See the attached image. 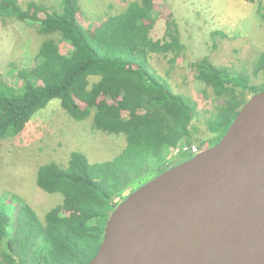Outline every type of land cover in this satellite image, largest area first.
<instances>
[{"label": "trees", "instance_id": "obj_1", "mask_svg": "<svg viewBox=\"0 0 264 264\" xmlns=\"http://www.w3.org/2000/svg\"><path fill=\"white\" fill-rule=\"evenodd\" d=\"M79 1L62 0L57 9L58 2L48 6L50 2L29 0L22 8L18 0H0V29L11 22H32L44 39L34 67L17 72L20 87L7 82L13 64L8 71L1 65L0 143L21 135L37 112L58 99L74 120L92 116L93 130L122 136L126 146L107 162L92 164L84 154L73 152L67 165H40L37 187L61 196L42 218L26 197L0 196V264H89L109 216L130 188L129 193L148 180L149 160H161L169 150L194 143L196 103L170 88L174 65L186 59L188 50L172 14L161 38L155 32L154 0L129 2L107 17L112 13L108 4L106 17L87 29L77 20L84 13ZM257 14L264 26V0H259ZM62 43L71 46L68 55L61 52ZM212 46L218 49L217 42ZM153 56L168 58L167 81L151 67ZM212 63L206 55L189 67L203 84L204 96L217 103L216 114L208 121L209 131L217 135L213 146L250 98L264 91V52L241 71ZM91 78L96 81L91 83ZM253 78H262V83L253 84Z\"/></svg>", "mask_w": 264, "mask_h": 264}, {"label": "rangeland", "instance_id": "obj_2", "mask_svg": "<svg viewBox=\"0 0 264 264\" xmlns=\"http://www.w3.org/2000/svg\"><path fill=\"white\" fill-rule=\"evenodd\" d=\"M27 1L29 0H19L23 8ZM34 1L50 2L47 5L53 6L60 0ZM130 1L132 0H81L79 6L85 14H78L77 20L88 29L94 28L106 17L104 14L108 4H111L112 13L107 17L118 14L116 11L124 9ZM154 1L157 7L156 34L160 38L163 36L166 21L172 14L179 27L181 42L188 48L186 59H178L174 65L176 69L172 71L174 77L170 79V88L174 93L192 97L196 103L197 114L192 123L195 129L192 135L193 145L199 150L208 149L214 141L216 143L217 135L209 131L208 121L216 114L217 103L204 96V86L193 78L194 73L189 64L198 57L207 55L215 66L236 68L239 71L244 66L250 67L251 61L264 52V26L257 14L259 0ZM61 2L62 0L56 6L57 9ZM159 13L162 17L158 16ZM37 30L38 24L32 22H11L0 29V71L2 64L7 71L10 63L13 64L11 75L6 77L7 82L16 88L21 86V78H17V72L34 67L36 54L44 40ZM214 42L218 43V49L213 48ZM70 47L62 43L60 50L68 55ZM214 56L217 57L215 60ZM150 63L166 80L165 73L170 71L168 58L153 56ZM90 81L92 83L96 79L91 78ZM261 81L262 78L252 79L255 85H260ZM123 116L126 117L127 114L123 113ZM91 123L92 116L83 121L74 120L62 109L58 99L37 112L21 135L0 143V196L16 194L26 197L39 218H42L46 211L58 205L61 196L45 194L37 187L35 176L40 165L49 162L67 165L73 152L84 154L89 163H102L113 160L125 148L126 141L122 136L95 131ZM200 143H203L202 147H199ZM169 152L161 160H149L152 170L148 174V180H144L140 187L154 179L153 176L163 171L165 166L170 167L171 163L174 165L180 162L175 151ZM131 190L130 188L126 194L129 195Z\"/></svg>", "mask_w": 264, "mask_h": 264}, {"label": "water", "instance_id": "obj_3", "mask_svg": "<svg viewBox=\"0 0 264 264\" xmlns=\"http://www.w3.org/2000/svg\"><path fill=\"white\" fill-rule=\"evenodd\" d=\"M89 264H264V91L217 144L126 195Z\"/></svg>", "mask_w": 264, "mask_h": 264}, {"label": "built area", "instance_id": "obj_4", "mask_svg": "<svg viewBox=\"0 0 264 264\" xmlns=\"http://www.w3.org/2000/svg\"><path fill=\"white\" fill-rule=\"evenodd\" d=\"M192 147L191 146H188V145H179L178 147L172 149L173 151H175V156L182 153L184 154V152L188 151L190 148ZM192 153L193 154H196L197 153V149L195 147H192L191 149Z\"/></svg>", "mask_w": 264, "mask_h": 264}, {"label": "bare ground", "instance_id": "obj_5", "mask_svg": "<svg viewBox=\"0 0 264 264\" xmlns=\"http://www.w3.org/2000/svg\"><path fill=\"white\" fill-rule=\"evenodd\" d=\"M190 146H191V145H190ZM192 147H195V148L197 149V153H196V154H193V153H192V151H191ZM192 147H191L188 151L184 152V153H186L187 155H190V156H191L190 158L186 159L185 161H187V160H189V159H192L194 156H196V155L199 154V148H197L196 145H192ZM185 161H183V162H185ZM183 162H181V163H183ZM181 163H178V164H176V165H179V164H181ZM176 165H175V166H176ZM173 167H174V166H173ZM168 169H169V168H168ZM165 171H166V170H165ZM165 171H164V172H165ZM161 174H162V173H161ZM159 175H160V174H159ZM156 177H157V176H156ZM156 177H155V178H156ZM155 178H154V179H155ZM154 179H152V180H154ZM152 180H151V181H152ZM149 182H150V181H149ZM146 184H147V183H146ZM144 185H145V184H144ZM144 185H143V186H144ZM140 188H141V187H140Z\"/></svg>", "mask_w": 264, "mask_h": 264}, {"label": "flooded vegetation", "instance_id": "obj_6", "mask_svg": "<svg viewBox=\"0 0 264 264\" xmlns=\"http://www.w3.org/2000/svg\"><path fill=\"white\" fill-rule=\"evenodd\" d=\"M202 151H204V150H199V153L202 152ZM178 160L180 161L179 163L185 161V160L180 159V158H179ZM178 160H177V161H178ZM177 164H178V163H177ZM175 165H176V164L173 165V164L171 163L169 168H171V167H173V166H175Z\"/></svg>", "mask_w": 264, "mask_h": 264}, {"label": "clouds", "instance_id": "obj_7", "mask_svg": "<svg viewBox=\"0 0 264 264\" xmlns=\"http://www.w3.org/2000/svg\"><path fill=\"white\" fill-rule=\"evenodd\" d=\"M18 1H19V0H18ZM80 1H81V0H80ZM80 1H79V2H80ZM132 1H137V0H132ZM132 1H130V2H132ZM128 3H129V2H128ZM128 3H127V4H128ZM19 4H20V2H19ZM154 4H155V1H154ZM20 5H22V4H20ZM155 5H156V4H155ZM22 6H23V5H22ZM22 6H21V7H22ZM24 7H25V5H24ZM22 8H23V7H22ZM124 9H125V8H124ZM16 22H17V21H16ZM18 23H20V22H18ZM79 23H80V22H79ZM81 25H82V24H81ZM85 28H86V27H85ZM87 29H88V28H87ZM90 29H91V28H90ZM41 38L43 39L42 36H41ZM34 65H35V64H34ZM20 70H22V69H20Z\"/></svg>", "mask_w": 264, "mask_h": 264}]
</instances>
